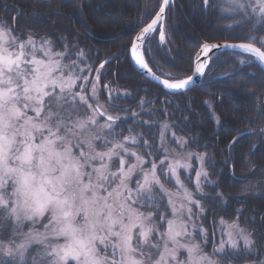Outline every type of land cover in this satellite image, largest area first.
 I'll list each match as a JSON object with an SVG mask.
<instances>
[{
  "label": "snow or ice",
  "instance_id": "snow-or-ice-1",
  "mask_svg": "<svg viewBox=\"0 0 264 264\" xmlns=\"http://www.w3.org/2000/svg\"><path fill=\"white\" fill-rule=\"evenodd\" d=\"M174 5L175 0H160L153 18L126 47L129 61L159 80L166 95L186 94L196 86L213 70L220 48H239L250 54L249 63L264 70V35L259 34L264 32V0H202V11L233 21L224 29L229 38L251 25L248 42L204 41L190 59L191 74L161 80L139 52L147 51L156 36L157 46H167L165 25ZM32 18L36 23L24 25L23 38L15 17L11 26L0 22V264H234L254 254L257 234L264 236V216L252 218L251 227L242 225L243 209H235L230 219L212 221L218 240L211 253L205 250L204 220L212 209L202 201L228 206L204 167L207 153L173 150L170 155L168 123L158 125L159 145L149 143L136 129L146 126L151 134L155 122L140 119L139 112L121 115L128 109L116 101L129 98L128 92L113 93L104 84L108 103L100 102L101 70L106 75L105 66L118 57L93 68L85 50L78 45L70 50L67 38L59 37L62 51L48 34L37 38L47 28L55 34L50 15L34 11ZM145 103L141 98L142 111ZM204 104L222 126L212 102ZM260 131L264 134V128ZM248 134L238 130L229 147ZM171 135L178 148L186 149L187 140ZM194 156L197 169L192 168ZM181 169L189 172L184 179ZM205 184L217 189L215 196L204 191Z\"/></svg>",
  "mask_w": 264,
  "mask_h": 264
},
{
  "label": "trees",
  "instance_id": "trees-1",
  "mask_svg": "<svg viewBox=\"0 0 264 264\" xmlns=\"http://www.w3.org/2000/svg\"><path fill=\"white\" fill-rule=\"evenodd\" d=\"M159 4L160 0H0V22L11 26L15 17L17 32L23 38L26 35L24 25L35 24L32 13L39 11L50 15L56 27L55 34L53 29L47 28L36 33L37 38L48 34L61 51L59 37L67 38L70 50L73 45L85 50L93 68L98 67L100 61L118 57L105 66L108 69L106 75L101 70L102 94L99 99L102 103H108L103 94L104 84L116 93L128 92L129 98L116 101L128 109L121 115L139 112L140 119L154 121L151 134L146 126L136 129L145 134L149 143L159 145L161 129L158 125L168 123L176 135L188 141V150L207 153L209 178L217 182L218 191L228 201L226 208L216 207L210 199L202 201L212 209L204 220V227L208 229L205 250L211 253L214 239L218 240L212 235L213 220L220 216L230 219L235 216V209H243L240 223L251 227L252 218L259 220L264 216V134L260 131L264 128V70L249 63V54L222 52L214 57L213 70L206 72L203 85L195 86L186 94L166 95L168 92L163 88L147 81L133 69L126 51L140 27L150 22L154 10L158 11ZM141 18L142 24L139 23ZM99 22L104 26L98 27ZM232 23L220 20L218 12L202 11V0H175L168 13L167 46H157L158 39L154 37L144 51L146 59L159 75L183 78L191 74L190 59L204 41L248 42L247 35L252 26L237 28L229 38L224 29ZM259 34L264 35V32ZM240 60L245 63L241 64ZM224 73L232 75L228 77ZM217 94L223 97L222 103ZM141 98L146 101L144 111L139 107ZM166 100L171 103H165ZM206 100L212 102L222 126L216 125L210 109L204 104ZM147 111L151 115L145 114ZM238 130L251 133L229 147L238 136ZM140 150L144 153L142 148ZM152 151L155 154V148ZM204 191L212 197L217 189L206 185ZM256 239L254 254H248L246 260L234 264H260L264 260V236L257 234Z\"/></svg>",
  "mask_w": 264,
  "mask_h": 264
},
{
  "label": "rangeland",
  "instance_id": "rangeland-1",
  "mask_svg": "<svg viewBox=\"0 0 264 264\" xmlns=\"http://www.w3.org/2000/svg\"><path fill=\"white\" fill-rule=\"evenodd\" d=\"M221 42H225V41H221ZM92 77H90V79H91ZM146 79V78H145ZM147 80V79H146ZM109 89H111L112 91H113V93H116L115 92V90L112 88V87H110ZM100 102L102 103V101L100 100ZM104 104V103H103ZM81 111H83V109L81 108L80 109ZM164 124V123H163ZM162 124V125H163ZM170 125V124H169ZM171 132H174L173 131V129H172V127H171V130L170 131H166L165 132V143H166V146L168 147V149H169V153H170V155H173L174 153H173V150H175L176 152H180L182 155H185L187 152H193V153H197V152H194V151H190V150H188L187 149V147H186V149H184V150H182V149H180V148H178V146H177V143H176V141H175V139L172 137V135H171ZM177 137H179L178 135H176ZM185 139V138H184ZM186 140V139H185ZM137 151L138 152H140L141 154H143V152L140 150V148L139 149H137ZM199 153V152H198ZM161 159H163V157L161 158ZM192 168L193 169H197L198 167H199V162H198V160L195 158V156L193 157V159H192ZM204 167L207 169L208 168V164H207V157H206V159H205V163H204ZM208 171V170H207ZM189 174V172H188V170H183V169H181L180 170V176H181V179H184L185 178V176H187ZM192 174V176H193V178H194V171L191 173ZM208 174H209V171H208ZM162 179H164L163 177H162ZM210 179V178H209ZM211 180V179H210ZM165 183H166V185L168 186V187H172V185L171 184H168L167 183V181H165ZM185 183L188 185V181L187 180H185ZM207 184H205L204 185V187L206 186ZM188 187H189V185H188ZM190 188V187H189ZM202 219V218H201ZM182 255H183V253H182Z\"/></svg>",
  "mask_w": 264,
  "mask_h": 264
},
{
  "label": "water",
  "instance_id": "water-1",
  "mask_svg": "<svg viewBox=\"0 0 264 264\" xmlns=\"http://www.w3.org/2000/svg\"><path fill=\"white\" fill-rule=\"evenodd\" d=\"M165 32H166V25H165ZM166 39H167V35H166ZM212 43H216V44H224V43H229V44H239V43H246V42H237V43H234V42H212ZM162 47H164V45H161ZM141 51V54H142V56L144 57V55H143V49H141L140 50ZM242 52L239 48H237V49H230V48H220L218 51H216L215 52V54H218V53H220V52ZM214 54V55H215ZM146 62V61H145ZM147 63V62H146ZM130 64H131V66L133 67V69L137 72V73H139L140 75H142L144 78H146L149 82H151V83H153V84H156V85H158V86H160V81L159 80H153L152 79V77L147 73V70H145V69H142L141 67H139L136 63H135V61H132V62H130ZM149 66V65H148ZM149 68H150V66H149ZM152 72H154L153 70H152ZM155 73V72H154ZM159 76V75H158ZM161 77V76H160ZM163 79H166V78H163V77H161V80H163ZM203 79L204 78H199L198 80H197V83H196V86H200V85H202L203 84ZM161 87V86H160ZM195 87V86H194ZM193 87V88H194ZM166 92H168V90L167 89H165V88H163ZM263 112H264V104H263Z\"/></svg>",
  "mask_w": 264,
  "mask_h": 264
},
{
  "label": "bare ground",
  "instance_id": "bare-ground-1",
  "mask_svg": "<svg viewBox=\"0 0 264 264\" xmlns=\"http://www.w3.org/2000/svg\"><path fill=\"white\" fill-rule=\"evenodd\" d=\"M139 54L142 56V54H141V51L139 52ZM143 57V56H142ZM144 59V58H143ZM145 61V60H144Z\"/></svg>",
  "mask_w": 264,
  "mask_h": 264
}]
</instances>
